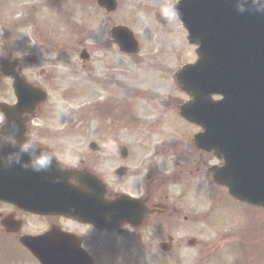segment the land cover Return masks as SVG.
I'll return each mask as SVG.
<instances>
[{
    "label": "flooded vegetation",
    "instance_id": "flooded-vegetation-1",
    "mask_svg": "<svg viewBox=\"0 0 264 264\" xmlns=\"http://www.w3.org/2000/svg\"><path fill=\"white\" fill-rule=\"evenodd\" d=\"M105 49L91 45L90 66L84 79L100 94L99 98L108 101L106 106L115 109L111 114L118 118H113L115 121L129 123L126 107L148 98L151 111L146 114L150 118L146 127L150 133L143 137H46L47 129L39 126V117L44 116L42 105L32 114L21 116L23 134L18 128L14 132L3 129L4 120L0 123V173L13 180L12 188L22 190L23 198L15 192L13 198L18 202L0 199V229L18 242L23 235L48 232L70 236L76 247L78 244L90 254L93 264H137L145 248L151 253L157 252L161 244L169 250L174 247L179 221L192 227L195 204L203 207L240 201L216 183L214 172L223 161L214 151L199 144L196 137H171L175 134L168 127L180 104L172 95V88L160 97L155 92L146 96L143 87L131 84L129 61L119 56L112 59ZM7 55L17 62L15 72L22 78L38 86L49 85L51 78L45 71H41L40 81L32 79L34 63L19 57L17 52L8 51ZM56 79L65 83L68 78ZM13 82L2 72L0 64V104L15 103ZM118 104L122 108L117 112ZM35 119L39 124L34 123ZM29 140L35 142L34 149L21 151ZM42 150L51 155V163L36 170L32 161ZM50 184L66 188L74 196L67 200L61 192L59 198H51L42 192ZM77 187L88 189L95 200L93 220L77 219ZM26 201L37 205L55 202L59 208L46 206L34 210L19 204ZM3 220L11 230L1 224ZM256 233L255 238L262 239L264 228ZM162 235L168 237V243L157 245L151 241ZM237 235L233 230L223 236L222 259L227 264L235 262ZM20 247L28 251L22 244Z\"/></svg>",
    "mask_w": 264,
    "mask_h": 264
},
{
    "label": "rangeland",
    "instance_id": "rangeland-1",
    "mask_svg": "<svg viewBox=\"0 0 264 264\" xmlns=\"http://www.w3.org/2000/svg\"><path fill=\"white\" fill-rule=\"evenodd\" d=\"M176 1L117 0V8L111 14H107L104 8L99 7L97 0H0V43H8L6 34L14 23L17 34L14 45L17 48H28L36 52L41 61L43 60V65L49 69L64 73L73 71L75 66L80 73L81 67L75 65L76 62L77 64L80 62V45L84 42L89 44L92 38L99 46H103L110 37L109 30L112 23L121 22L135 32L142 45L141 53L129 59V71L134 75L132 80L139 77L140 86H155V81L159 80V85H164L157 87L156 95L159 96L161 92L173 88L174 95L184 98L187 95L182 92L170 74L174 73L182 63L194 62L197 55L196 46L190 45L187 41L188 33L172 9ZM33 13L40 16L38 18L41 24H36L37 18ZM15 18L22 20L15 22ZM110 18L112 22L109 21ZM114 45L112 43L105 46L104 52L112 59L118 58L117 56L126 59L120 53L116 54ZM148 56L156 58L152 62L151 58L150 61H145ZM149 68H152L151 71H148ZM136 75L138 77H135ZM82 79L83 81L77 84L83 85H77V88L91 87L88 80ZM133 83L136 82H131ZM65 90V87L62 88L59 84L50 83L48 87L49 99L46 104L48 115L44 119V123L49 127L48 137H143L150 133L147 125L141 122L150 121L146 116L150 111L142 110L141 105L146 104L144 101L138 100L140 107L136 109L139 110H131V114L137 117L140 123L131 115L129 123L123 120L115 121L113 118L116 120L118 118L108 113L111 117L106 121L108 128L101 132L99 128L102 127L103 119L96 117L90 108L96 95L88 92L79 95L77 93L75 96L69 92L65 93ZM121 108L118 104L117 112ZM108 110V112L115 111V109ZM81 111L82 116H78ZM197 130L196 125L177 119V122L172 124V133L175 135L171 137H191ZM206 213L207 208L203 210L201 205L195 204L192 227L179 221L174 247L166 254L163 251L157 253L155 250L149 253V248H145L139 254L140 262L137 264H164V261L168 264H219L218 258L222 255L225 244L222 234L232 229L241 232L235 240L242 241L244 238L247 247L240 255L237 250V256L234 255L236 264H239L243 253L251 264H264L259 263V259L253 260L254 243L247 237L249 231L245 228L247 221L241 216L239 218L238 215L235 222L225 223L223 226H219L218 223L208 224L202 216H208ZM221 217L231 219L233 215L225 212ZM209 220L212 218L209 217ZM252 222H256V219L254 218ZM194 237L199 241L198 245L189 246L188 240ZM153 238L151 241L153 240L157 245L168 242V237L163 235ZM9 241L0 240V264H39L26 252L19 250L9 252V245L12 248ZM146 242L148 243L149 239H146Z\"/></svg>",
    "mask_w": 264,
    "mask_h": 264
},
{
    "label": "water",
    "instance_id": "water-1",
    "mask_svg": "<svg viewBox=\"0 0 264 264\" xmlns=\"http://www.w3.org/2000/svg\"><path fill=\"white\" fill-rule=\"evenodd\" d=\"M113 1L111 8L115 6ZM174 9L187 26L191 42L200 46L199 61L178 73L184 89L193 96L182 106L181 113L197 121L192 112H201L204 104L208 106L206 140L217 148V137L237 139L241 150L236 158L229 149L225 151L226 165L216 174L217 180L228 185L234 196L264 206V153L255 156L252 147L253 127L258 126L264 137L263 0H182ZM114 35L123 50H138V42L128 28L117 27ZM215 91L224 98L212 100ZM41 98L38 96V100ZM84 212L91 216V211ZM22 241L43 264H80L77 250L57 251L40 238ZM78 253L84 264V254Z\"/></svg>",
    "mask_w": 264,
    "mask_h": 264
},
{
    "label": "clouds",
    "instance_id": "clouds-1",
    "mask_svg": "<svg viewBox=\"0 0 264 264\" xmlns=\"http://www.w3.org/2000/svg\"><path fill=\"white\" fill-rule=\"evenodd\" d=\"M5 120V116L3 114H0V123H3ZM35 142L33 140H29L25 142L22 145L21 151L23 152H29L30 149H34ZM33 167L36 170H41L49 167L51 163V155L47 152L41 151V154L39 156H36L33 161Z\"/></svg>",
    "mask_w": 264,
    "mask_h": 264
}]
</instances>
